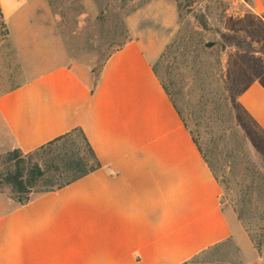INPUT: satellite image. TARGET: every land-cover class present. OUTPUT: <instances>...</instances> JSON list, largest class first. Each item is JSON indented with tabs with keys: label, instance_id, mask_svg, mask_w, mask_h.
I'll use <instances>...</instances> for the list:
<instances>
[{
	"label": "crops",
	"instance_id": "crops-1",
	"mask_svg": "<svg viewBox=\"0 0 264 264\" xmlns=\"http://www.w3.org/2000/svg\"><path fill=\"white\" fill-rule=\"evenodd\" d=\"M37 0H0L10 30ZM264 12V0H251ZM10 23H9V22ZM128 40L90 90L84 68L59 66L0 96V154L31 152L80 128L101 168L16 205L0 193V264H182L232 238L244 264H263L153 71L178 28L173 0L126 17ZM237 104L264 132V86Z\"/></svg>",
	"mask_w": 264,
	"mask_h": 264
},
{
	"label": "rangeland",
	"instance_id": "rangeland-1",
	"mask_svg": "<svg viewBox=\"0 0 264 264\" xmlns=\"http://www.w3.org/2000/svg\"><path fill=\"white\" fill-rule=\"evenodd\" d=\"M148 1L37 0L28 20L16 25L20 30L0 18V94L59 66L88 70L92 83L106 57L128 40L126 17ZM178 2L177 31L153 69L210 164L221 203L258 239L264 235V144L233 100L249 78L264 83V12L251 0ZM226 37L251 49H237ZM227 257L245 260L240 252Z\"/></svg>",
	"mask_w": 264,
	"mask_h": 264
},
{
	"label": "trees",
	"instance_id": "trees-1",
	"mask_svg": "<svg viewBox=\"0 0 264 264\" xmlns=\"http://www.w3.org/2000/svg\"><path fill=\"white\" fill-rule=\"evenodd\" d=\"M175 1L177 4L178 17L180 18V8L182 6L178 0ZM183 1L186 2V6L190 5V0ZM0 18L4 19L1 10ZM203 27H206L205 23H203ZM226 40L229 45H232L237 49H243L244 45H247L245 42L231 37H226ZM120 47L121 45H118L113 51L118 50ZM169 47L170 46L167 45L164 48L158 61L164 57ZM249 48L250 46L247 45V49ZM153 71L156 75L154 69ZM91 73H93V71H91ZM257 80L256 77L249 78L242 87H236V92L234 94V104H236L238 109L248 118L249 116L237 104V98ZM98 82L99 74L94 80H92L90 87L91 91L95 89ZM261 83L264 86V83ZM161 85L171 100L166 88L162 83ZM19 86L20 85L8 89L1 93L0 96ZM171 102L174 105L172 100ZM250 121L256 130V133L258 135L260 134V141L264 144V132L261 131L253 120L250 119ZM195 144H197L196 141ZM203 157L211 169V166L204 155ZM0 167L2 168V170H0V188L4 186L8 187L10 189L9 198L16 205H24L29 202L31 197L35 194L60 190L87 176L101 168V163L84 133L80 128H75L31 152L24 153L20 149H13L7 153L0 154ZM238 219L242 220L240 214H238ZM249 238L261 258L264 251V235L259 234L258 239H254L250 236ZM234 253H239V249L234 244L232 238H228L208 247L182 264H244V262L234 263L228 259L227 256Z\"/></svg>",
	"mask_w": 264,
	"mask_h": 264
},
{
	"label": "water",
	"instance_id": "water-1",
	"mask_svg": "<svg viewBox=\"0 0 264 264\" xmlns=\"http://www.w3.org/2000/svg\"><path fill=\"white\" fill-rule=\"evenodd\" d=\"M212 46V44H208V45H206V47H211Z\"/></svg>",
	"mask_w": 264,
	"mask_h": 264
}]
</instances>
